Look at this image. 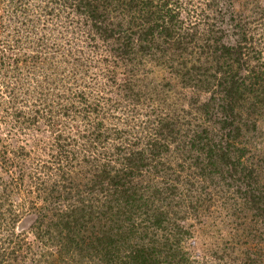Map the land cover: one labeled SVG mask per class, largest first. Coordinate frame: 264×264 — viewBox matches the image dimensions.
<instances>
[{"label": "trees", "instance_id": "trees-1", "mask_svg": "<svg viewBox=\"0 0 264 264\" xmlns=\"http://www.w3.org/2000/svg\"><path fill=\"white\" fill-rule=\"evenodd\" d=\"M236 3L0 0V264H196L212 208L227 261L264 264V29Z\"/></svg>", "mask_w": 264, "mask_h": 264}, {"label": "rangeland", "instance_id": "rangeland-1", "mask_svg": "<svg viewBox=\"0 0 264 264\" xmlns=\"http://www.w3.org/2000/svg\"><path fill=\"white\" fill-rule=\"evenodd\" d=\"M247 1V8H250V11L244 10V5L240 6L239 3H236L235 5V10L236 12L233 14L235 16V20L239 21L241 23V26H243L244 29H249L251 31L250 34H255L256 36H259V33H262V30L264 29V12L260 11L259 9L261 7H264V0H246ZM247 11L249 12V17L248 20L245 18ZM231 16V14H229ZM255 18V23L254 22ZM235 21V22H237ZM253 21V22H252ZM253 23V24H252ZM244 24V25H243ZM100 86L97 85L96 90L97 92H103L104 94L100 93V99H105L107 100L110 96V94H107L108 91L110 90L109 85H103L99 84ZM101 87H104L102 89ZM101 89V90H100ZM107 91V92H106ZM103 97V98H101ZM105 102V101H103ZM9 120H5L0 123V134H3L5 137L7 135V128ZM11 128V127H10ZM259 130H262V133L260 134ZM257 131V137L256 140L257 142H254V146H262L264 145V125L261 126V128ZM14 132V131H13ZM30 128H26L24 131H22L18 142V145L24 146L26 144L27 151H31V157L34 155L37 156V158H43L46 159V152L44 154L43 151H39L37 147L34 144L35 140H38L40 137H35V132L32 134L30 133ZM11 135V134H10ZM7 135L6 137H8ZM48 138V137H46ZM49 140V139H48ZM12 141H10L11 143ZM28 142V143H26ZM49 143V142H46ZM32 144V145H31ZM2 145V142L0 143V147ZM17 145V146H18ZM26 154H24L25 157ZM4 176L7 178V176L0 171V176ZM35 187H33L34 189ZM15 202V209H18L19 211L23 212V210H28L30 205L32 204L31 200V194H28L26 191L20 190L19 194H15L14 197L12 198ZM11 204V203H10ZM215 209V217H213V220H210L208 223H197L195 221H190L191 224L193 223L194 225L190 228L194 232V236L192 239H190V244L193 246L191 249V256L197 257V263L196 264H233V261H227V258H225L227 252L223 251V248L226 244V241L230 239V234L226 231L225 225H223L224 222H220L223 217L227 216L226 211H222L221 209H216L212 208V210ZM26 213V212H25ZM30 219L23 222L21 224L22 230H25L29 228L31 223H28ZM212 222V223H211ZM27 237L30 240H33V237L31 234H27ZM191 248V247H190Z\"/></svg>", "mask_w": 264, "mask_h": 264}]
</instances>
